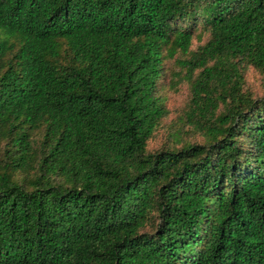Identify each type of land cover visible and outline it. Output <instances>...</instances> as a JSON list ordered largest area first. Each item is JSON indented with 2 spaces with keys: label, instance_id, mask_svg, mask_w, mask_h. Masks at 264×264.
Wrapping results in <instances>:
<instances>
[{
  "label": "trees",
  "instance_id": "1",
  "mask_svg": "<svg viewBox=\"0 0 264 264\" xmlns=\"http://www.w3.org/2000/svg\"><path fill=\"white\" fill-rule=\"evenodd\" d=\"M0 264H264V0H0Z\"/></svg>",
  "mask_w": 264,
  "mask_h": 264
},
{
  "label": "rangeland",
  "instance_id": "2",
  "mask_svg": "<svg viewBox=\"0 0 264 264\" xmlns=\"http://www.w3.org/2000/svg\"><path fill=\"white\" fill-rule=\"evenodd\" d=\"M248 86L256 93L263 95L261 80L255 71H250L247 75ZM167 100V107L170 111L169 121L175 120L178 112L186 104L189 98V91L185 82H177L174 88L167 89L164 92ZM163 137L155 138L150 142V148H156Z\"/></svg>",
  "mask_w": 264,
  "mask_h": 264
}]
</instances>
